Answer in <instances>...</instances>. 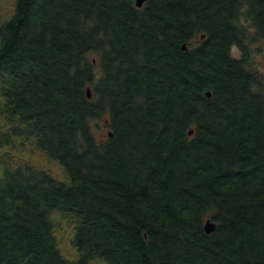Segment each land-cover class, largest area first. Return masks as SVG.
<instances>
[{"label": "trees", "instance_id": "1", "mask_svg": "<svg viewBox=\"0 0 264 264\" xmlns=\"http://www.w3.org/2000/svg\"><path fill=\"white\" fill-rule=\"evenodd\" d=\"M255 36L264 0H15L0 21V143H32L67 178L2 168L0 264H264Z\"/></svg>", "mask_w": 264, "mask_h": 264}, {"label": "rangeland", "instance_id": "2", "mask_svg": "<svg viewBox=\"0 0 264 264\" xmlns=\"http://www.w3.org/2000/svg\"><path fill=\"white\" fill-rule=\"evenodd\" d=\"M15 0H0V21L8 18L14 9ZM249 26V21H244ZM251 27H249L250 29ZM251 32L255 31L251 29ZM249 47V69L253 74L262 78V88L256 87L264 91V36H255L248 42ZM232 54L235 57H242L243 53L237 46L233 47ZM5 118L0 114V130L6 131ZM109 128L107 121L100 120L94 124V133L96 138L101 141L107 137ZM33 165L41 170L50 172L59 179H66L67 173L65 169L55 160H51L46 154L39 150L30 142H19L14 145H3L0 143V171L4 167H15L16 165ZM56 236L59 243L60 253L68 259L76 257V249L73 246L72 237L74 233V225L70 224L69 218L66 216L55 214ZM92 264H105L101 260H95Z\"/></svg>", "mask_w": 264, "mask_h": 264}, {"label": "water", "instance_id": "3", "mask_svg": "<svg viewBox=\"0 0 264 264\" xmlns=\"http://www.w3.org/2000/svg\"><path fill=\"white\" fill-rule=\"evenodd\" d=\"M147 0H136V5L138 7L143 6V4L146 2ZM203 37V36H202ZM185 47V46H183ZM208 95H210V93L208 92ZM88 96L91 97V93H90V88H88ZM190 134H193V130L190 131ZM215 228V225L213 223H211L210 221H207L206 225H205V229L207 231V233H211Z\"/></svg>", "mask_w": 264, "mask_h": 264}]
</instances>
